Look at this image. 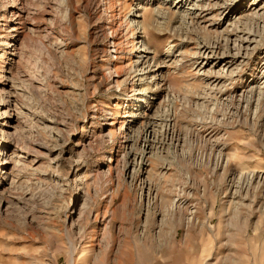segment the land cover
<instances>
[{
  "label": "rangeland",
  "instance_id": "obj_1",
  "mask_svg": "<svg viewBox=\"0 0 264 264\" xmlns=\"http://www.w3.org/2000/svg\"><path fill=\"white\" fill-rule=\"evenodd\" d=\"M7 1L0 264H264V0Z\"/></svg>",
  "mask_w": 264,
  "mask_h": 264
},
{
  "label": "bare ground",
  "instance_id": "obj_2",
  "mask_svg": "<svg viewBox=\"0 0 264 264\" xmlns=\"http://www.w3.org/2000/svg\"><path fill=\"white\" fill-rule=\"evenodd\" d=\"M17 10L18 9H16V7H14V4L12 6H10L7 0H0V22L4 23L3 26L0 25V27H1L0 32H1V29H3L4 27L5 28L3 30L7 31V29L10 28L8 24L11 23L13 19H14V21L18 20V18H19L18 14L19 13L17 12ZM131 27H132V24L129 26V28H131ZM12 31H14V30L12 29ZM5 42H7V41H5ZM3 105L6 106V104H3Z\"/></svg>",
  "mask_w": 264,
  "mask_h": 264
},
{
  "label": "crops",
  "instance_id": "obj_3",
  "mask_svg": "<svg viewBox=\"0 0 264 264\" xmlns=\"http://www.w3.org/2000/svg\"><path fill=\"white\" fill-rule=\"evenodd\" d=\"M172 264H173V262H172Z\"/></svg>",
  "mask_w": 264,
  "mask_h": 264
}]
</instances>
